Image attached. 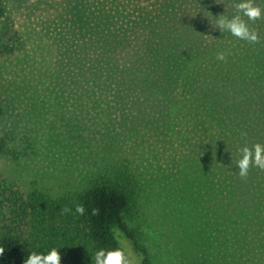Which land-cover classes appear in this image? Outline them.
Segmentation results:
<instances>
[{"label":"trees","instance_id":"trees-1","mask_svg":"<svg viewBox=\"0 0 264 264\" xmlns=\"http://www.w3.org/2000/svg\"><path fill=\"white\" fill-rule=\"evenodd\" d=\"M40 2L0 0V62L23 46L12 12ZM219 2L48 0L45 5L57 11L46 28L55 64L63 68L64 81L77 82L75 97L85 113L101 117L105 135L146 129L172 135L183 153L189 205L195 202L199 211L234 207L239 184L252 178L238 175L239 149L264 145V0H254L262 18L249 22L259 34L255 45L216 28L220 15L231 18L241 0ZM218 52L225 53L224 61L216 59ZM11 97L9 91L0 93V125ZM12 134H0V156L17 160L25 147L11 146ZM249 174L264 180V170L253 167ZM195 180L200 192L209 190L204 207L195 201ZM130 203L116 180L94 183L68 200L22 190L0 176V264H24L30 253L52 248L60 253V264H94L99 249H125L123 241L141 264H149L128 226ZM81 204L85 211L78 215L75 207ZM65 208L70 211L62 212Z\"/></svg>","mask_w":264,"mask_h":264},{"label":"rangeland","instance_id":"rangeland-1","mask_svg":"<svg viewBox=\"0 0 264 264\" xmlns=\"http://www.w3.org/2000/svg\"><path fill=\"white\" fill-rule=\"evenodd\" d=\"M40 1L12 12L23 46L0 62V93L9 91L13 104L0 134L11 131V146L25 147L17 160L0 156V176L22 190L68 200L94 183L116 180L131 196L126 219L149 264H264V180L248 174L252 178L239 184L230 209L195 210L183 153L172 135L150 129L105 135L101 117L85 113L75 97L77 82L63 80L49 43L46 28L57 11ZM64 68L70 73L68 63ZM193 185L195 201L204 207L209 190L200 192L197 180Z\"/></svg>","mask_w":264,"mask_h":264},{"label":"clouds","instance_id":"clouds-1","mask_svg":"<svg viewBox=\"0 0 264 264\" xmlns=\"http://www.w3.org/2000/svg\"><path fill=\"white\" fill-rule=\"evenodd\" d=\"M216 3H220L216 0ZM236 14L231 18L220 15L217 20L216 28L219 31H227L239 40L246 41L249 44H258L260 42L258 32L249 27V22L255 23L262 18V9L259 5L254 4V0H241L234 4ZM245 17L247 19H245ZM216 59L225 60V53L218 52ZM242 158L238 160V175L244 179L247 178L251 168L256 167L264 170V145L256 143L251 147L244 146L239 149ZM70 209L65 208L62 212H68ZM75 211L78 215H83L85 208L76 205ZM92 214H96L93 209ZM4 249L0 248V255H3ZM61 255L57 248H52L47 254L32 252L24 260V264H60ZM94 264H137L136 257L124 248L111 250L99 249L94 256Z\"/></svg>","mask_w":264,"mask_h":264}]
</instances>
